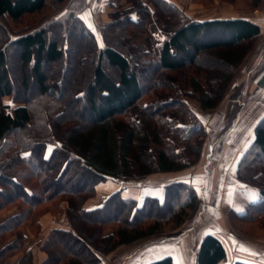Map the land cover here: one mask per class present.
I'll return each instance as SVG.
<instances>
[{
  "label": "trees",
  "instance_id": "trees-1",
  "mask_svg": "<svg viewBox=\"0 0 264 264\" xmlns=\"http://www.w3.org/2000/svg\"><path fill=\"white\" fill-rule=\"evenodd\" d=\"M250 1L253 9L263 2ZM105 2L109 11L96 28L100 46L83 18L85 4L0 0V211L15 210L0 224V264H33L32 247L45 255L39 264H104L121 247L165 226L178 228L195 210V192L185 181L165 182L161 194L155 189L139 199L119 189L93 208L85 203L107 179L138 181L193 166L205 132L186 99L201 111L217 108L261 29L242 18L192 20L167 0ZM87 59L88 81V69L79 65ZM59 69L71 73L65 81ZM147 70L150 76L142 77ZM76 79L85 85L76 88ZM62 83L66 88L56 90ZM75 102L84 104L85 126L67 113ZM253 135L235 175L257 199L231 208L228 219L264 232V116ZM44 213L61 216L66 227L41 239ZM225 260L221 241L204 235L196 264ZM146 264L173 262L165 256Z\"/></svg>",
  "mask_w": 264,
  "mask_h": 264
},
{
  "label": "crops",
  "instance_id": "crops-1",
  "mask_svg": "<svg viewBox=\"0 0 264 264\" xmlns=\"http://www.w3.org/2000/svg\"><path fill=\"white\" fill-rule=\"evenodd\" d=\"M167 1L175 4L192 20L196 21L235 18L250 20L260 27L261 35L258 44L248 53L237 68L233 80L226 89L225 96L216 108L217 110L219 107L226 105L229 109L234 104H237V108L242 107L243 111L244 109L252 110L250 118L245 120V113L241 110L233 113L230 119H227L229 111L228 113L226 112L227 115L226 113H221L220 119H218L216 124V126L220 128L217 132H214L216 134H212L213 138L211 141L208 138L210 142L207 141V137L210 135L208 136L206 133L205 142H203L200 152V160L194 166L190 167V169L166 173L163 174V176L166 175L165 177L160 178L162 181H184L185 179V182H191L190 184L197 188V202L198 204L199 202L201 203L199 219L204 215L208 217L209 221L206 224L201 223L202 230L198 233L195 248L192 249V246H188L190 249H187V244H184L179 238V243L168 246L163 245L161 248L152 251V253H156L154 258L140 264H146L165 256H170L173 264H196L198 244L201 238L206 234H211L221 241L226 253V260L222 264H233L236 261L248 264H264V242L258 244L257 241L253 239H248L246 237L241 239L233 232L232 228H230V223L228 221V211L234 208V203L238 201L237 194H239L241 198L243 194L247 195L251 192L245 189L244 185L236 179L235 171L243 151L253 139V129L255 125L264 116V80L262 81L264 77V12L252 10L248 13L245 11L242 12V10H234L232 6L227 3H221L220 0H212L210 7L199 6L192 3L191 0ZM248 1L249 0H247V2ZM108 11L109 7L105 0H86L84 12L91 17V20L97 27L103 24L105 14ZM232 93L233 97L232 101H230L231 99L228 100V96ZM189 105L200 114L199 116L201 118L208 112L201 111L197 103H189ZM205 144L209 151L203 155ZM202 162L204 163L201 166ZM197 172H199V176L195 175ZM167 174L173 175L168 176ZM164 183L160 186L162 187ZM238 188L245 189V193L237 192L236 194ZM146 190L147 189H144L142 193L146 192ZM203 191H206V199L203 197ZM161 193L162 188L160 190V194ZM142 197H144V195L132 198L139 199ZM183 235L185 237L187 236L185 232L184 234L182 233V236ZM260 240L264 241V239ZM129 245L121 247L114 253L105 257L103 263L127 264L125 259H128L131 255L128 257L123 256L124 252H126V250H123ZM241 247L247 251H241ZM186 257H189V259L187 260ZM133 261L135 260H128V264H131Z\"/></svg>",
  "mask_w": 264,
  "mask_h": 264
},
{
  "label": "rangeland",
  "instance_id": "rangeland-1",
  "mask_svg": "<svg viewBox=\"0 0 264 264\" xmlns=\"http://www.w3.org/2000/svg\"><path fill=\"white\" fill-rule=\"evenodd\" d=\"M75 1H77L80 4L86 5V0H75ZM191 1H192V3H195V4H197L199 6H203V7H210L212 4V0H191ZM220 2L221 3L222 2L227 3L228 5L232 6L234 8V10H242V12L245 11V12L250 13L252 10H259V11L264 12V1L262 2L261 7L257 8V9H253L251 7V1L250 0L248 2H247V0L246 1L245 0H243V1H240V0H220ZM48 6L50 7L51 5H48ZM49 11H50V8L48 10H46L45 12H49ZM83 18L92 30L95 29V35L97 37V42H98L99 34L96 33L98 31V29H96L97 26L94 24V22L91 20V17H89V15L87 13L83 15ZM30 22L32 23V22H34V20H31ZM119 39H120L119 35L115 36V40H119ZM258 40L259 39H257L256 41H254L252 43V45H251L252 49L251 50H253V48L258 44ZM98 44L100 46L102 44L100 37H99ZM121 45H123V43H121ZM82 50H85V48H81V52H82ZM14 52H15V49L12 48V50H10V54H14ZM86 55H88V54H86ZM13 57L14 56H10V58H11L10 59V65H11L10 68L12 69V76L14 78L16 85H17L16 61L14 60L15 58H13ZM215 59H212V60L215 61ZM79 65L81 67H84L86 70L88 69L86 72L87 81H88V79L91 76V68L90 69L87 68L88 67V59L80 61ZM67 68H70V70L72 71L74 69V66L69 64ZM103 68H104L105 72L108 74H111L113 76L116 74L113 71L112 72L109 71L105 65L103 66ZM67 74H65V73L62 74L60 69H59V75L61 76V78L64 81H65V79H67V77L71 73L69 72ZM81 75H83V73ZM144 76H146V77L150 76V72L147 70V72L144 75H142V77H144ZM232 80H233V78H232ZM231 81H230V83H231ZM85 83L86 82L82 83L81 80L76 79L75 80V84H76L75 87L76 88L83 87L85 85ZM65 88L66 87H65L64 83H62V86H57L56 90H61V89L64 90ZM225 94H226V91L224 93V96H225ZM230 96H228V100L231 99L230 101H232L233 93ZM186 100L188 103H191V104L197 103L198 104V102H196L195 100H192V99H186ZM83 105L84 104L81 105L80 103L75 102V103L70 105V108L68 109L67 113H69L73 116H74V113L76 115L78 114L80 116V122L81 123H79V121H78V122H76V124L85 126L86 125V118L85 117H87L86 111H85V109L81 110V108H80V106L83 107ZM237 107H238V105L234 104L231 108L228 109L227 106L225 105V106L219 107L217 110H216V108L213 110H208V112L205 115H203L202 118L199 116L201 119V122L203 124V127L205 129L204 130L205 137H206V133L208 134V136L210 135L209 137H207V141H209V140L211 141V139L213 138L212 134H216L214 132H217L219 130L220 127L218 128L216 126V124L218 122V119H220L221 113L225 114L226 112L228 113V111H229L227 119H230V116H232L233 113H236L238 110L243 111L242 107L241 108H237ZM198 108H199V104H198ZM243 112L245 113L244 119L245 120L249 119L251 114H252V110L244 109ZM196 113H198V112H196ZM227 113H226V115H227ZM218 126H220V125H218ZM205 137H204V139H205ZM208 138H209V140H208ZM203 142H205V141L203 140ZM201 148H202V146H201ZM208 151H209V149H207V145L205 144L204 149H203V155L208 153ZM200 152H201V150H200ZM200 155L201 154H199V156H198L197 162L200 160ZM203 163L204 162H202L201 166L203 165ZM188 168L190 169V167H188ZM188 168H186V170ZM177 172H179V171H177ZM168 173H174V172H168ZM198 173L199 172H197L195 175H198ZM163 174H166V173H152V174L146 176V178H144L142 180H138V181L137 180H123V179H107L106 181H103V182L99 183V185H97L95 196L93 198L89 199L88 201H86L85 207H87V208L92 207L93 208V207L99 205L100 203H102L105 200V198L107 196H109L111 193H113L119 189L122 191L121 194L124 197H137V196L141 197L145 194H153V193H155V189L160 190L162 188L160 186L162 183L168 182V181H162V179H160V178L166 176V175L163 176ZM167 175L172 176L173 174H167ZM164 179L167 180L166 178H164ZM192 188L195 192V195L197 196V188H195L194 186H192ZM144 189H147V190H146V192L142 193V191H144ZM245 189H243V188L239 189L238 188L236 190V194H237V192L245 193ZM203 197L206 199V191H203ZM237 197H238V201L236 203H234V209L241 210V208L244 206V204L247 202V200L248 201L249 200H256L257 194L254 191L253 192L251 191L250 194L249 193L247 195L243 194V196H241V198L239 197V194H237ZM195 199H196L195 200L196 201L195 210L193 212L189 213L186 220L184 221V223L181 226H179L178 228H171L170 225L165 226L163 229V233H160V234L148 237V238L141 239L137 242L132 243L126 249H124L123 251L126 250V252H124L123 256L128 257L129 255H131L128 259H125L126 263L128 264V260H135L131 264H140L142 262L149 261L152 258H154L156 255V253H152V251L157 250L158 248H161L163 245L168 246V245H171L174 243H179V238L181 241H183L184 244H187V249H190L188 246H192V249H194L196 242H197V239H198V233H200V231L202 230L201 223L206 224L209 221L208 217L204 216V215L201 217V219H199L201 203L199 202V204H198L197 197ZM14 213H15L14 207L7 208L5 210L0 211V224H1V222H3L6 219V217H9L10 215H13ZM39 221L41 224V235H40L41 239L46 235V233L50 229H52L54 227L65 228V224L62 221V217L60 216L58 218H54L51 213H44L43 215H41ZM228 221L230 223L229 224L230 228H232L233 232L236 235H238L241 239H243V237H246L248 239H253V240L257 241L258 244L264 242V241L260 240V239H264V235H262L264 232L258 226L256 227L253 224L241 223V222H237L234 224L230 220H228ZM184 232L187 234L186 237L184 235L182 236V233L184 234ZM6 239H8V236ZM36 241L37 240L33 239L30 241V244L33 245V243H35ZM70 250L77 252L75 247H71ZM32 252H33V264H39L40 261L45 257L44 253H42V252L38 253L33 247H32ZM20 256H21V253H17L15 256H13V258H11V260L8 259L9 263L16 261ZM189 257L188 258L186 257V259L188 260Z\"/></svg>",
  "mask_w": 264,
  "mask_h": 264
},
{
  "label": "snow or ice",
  "instance_id": "snow-or-ice-1",
  "mask_svg": "<svg viewBox=\"0 0 264 264\" xmlns=\"http://www.w3.org/2000/svg\"><path fill=\"white\" fill-rule=\"evenodd\" d=\"M98 42H99V37H98ZM101 46H102V44H101ZM47 158V157H46ZM241 251H247L246 249H244L243 247H241V249H240Z\"/></svg>",
  "mask_w": 264,
  "mask_h": 264
},
{
  "label": "bare ground",
  "instance_id": "bare-ground-1",
  "mask_svg": "<svg viewBox=\"0 0 264 264\" xmlns=\"http://www.w3.org/2000/svg\"><path fill=\"white\" fill-rule=\"evenodd\" d=\"M226 102V101H225ZM182 180V179H181ZM184 181H186L185 179H184ZM230 210V209H229ZM186 220V219H185ZM171 253V252H170Z\"/></svg>",
  "mask_w": 264,
  "mask_h": 264
},
{
  "label": "built area",
  "instance_id": "built-area-1",
  "mask_svg": "<svg viewBox=\"0 0 264 264\" xmlns=\"http://www.w3.org/2000/svg\"><path fill=\"white\" fill-rule=\"evenodd\" d=\"M264 1V0H263Z\"/></svg>",
  "mask_w": 264,
  "mask_h": 264
}]
</instances>
